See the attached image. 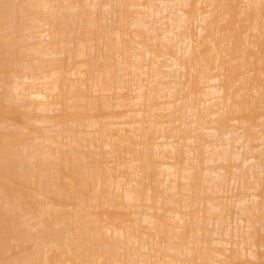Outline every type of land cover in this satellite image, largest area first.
<instances>
[{
    "label": "bare ground",
    "instance_id": "6f19581e",
    "mask_svg": "<svg viewBox=\"0 0 264 264\" xmlns=\"http://www.w3.org/2000/svg\"><path fill=\"white\" fill-rule=\"evenodd\" d=\"M1 86L0 264H264V0H0Z\"/></svg>",
    "mask_w": 264,
    "mask_h": 264
},
{
    "label": "rangeland",
    "instance_id": "374dc122",
    "mask_svg": "<svg viewBox=\"0 0 264 264\" xmlns=\"http://www.w3.org/2000/svg\"><path fill=\"white\" fill-rule=\"evenodd\" d=\"M74 19H75V18H74ZM75 21H77V20L75 19ZM75 21H74V22H75ZM72 22H73V21H72ZM73 25L75 26V23H74V24L72 23V26H73ZM74 26H73V27H74ZM75 27H76V26H75ZM86 29H89V27H88V28L86 27ZM1 87H2V88H0V100H3L2 102H6V103H7V101H4V99H3V96H4L5 94L3 93V90H4V89H3V86H1ZM3 94H4V95H3ZM5 97H6V96H5ZM5 97H4V98H5ZM5 99H6V98H5ZM12 105H13V104H12ZM14 105H16L15 102H14ZM96 113H97V112H96ZM7 115H8V120H9L8 122L11 121V122H14L15 124L19 123V124H17V125H19L20 128L22 127V126H20V124H23V121H22L23 119L21 120L20 115H18V112H16V113H10V114H7ZM100 120H101V119H100ZM8 122H7V123H8ZM20 122H22V123H20ZM1 123H2V122H1ZM3 123H4V122H3ZM14 123H13V124H14ZM5 124H6V122L4 123V125H5ZM0 125H1V124H0ZM6 125H7V124H6ZM40 126H41V125H40ZM79 128H81V127L78 126V129H79ZM22 129H23V128H22ZM22 129H21V130H22ZM24 129H25V128H24ZM3 131H4V129L0 128V133H2ZM26 131H27V130H26ZM24 132H25V130H24ZM114 201H115V200H114ZM115 203H118V204H119V203H125V202L122 201V200H120V199H117V200L115 201ZM17 249H18V248H17Z\"/></svg>",
    "mask_w": 264,
    "mask_h": 264
}]
</instances>
